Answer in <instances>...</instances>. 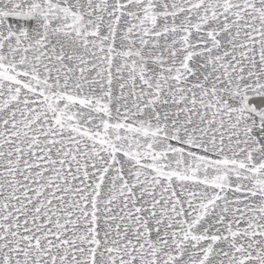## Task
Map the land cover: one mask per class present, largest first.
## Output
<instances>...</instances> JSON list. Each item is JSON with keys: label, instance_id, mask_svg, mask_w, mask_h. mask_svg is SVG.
<instances>
[{"label": "snow or ice", "instance_id": "6c2138e0", "mask_svg": "<svg viewBox=\"0 0 264 264\" xmlns=\"http://www.w3.org/2000/svg\"><path fill=\"white\" fill-rule=\"evenodd\" d=\"M0 264H264V0H0Z\"/></svg>", "mask_w": 264, "mask_h": 264}]
</instances>
